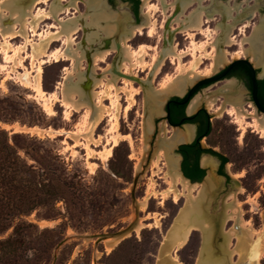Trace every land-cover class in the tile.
Masks as SVG:
<instances>
[{
	"label": "rangeland",
	"instance_id": "374dc122",
	"mask_svg": "<svg viewBox=\"0 0 264 264\" xmlns=\"http://www.w3.org/2000/svg\"><path fill=\"white\" fill-rule=\"evenodd\" d=\"M36 1L33 4V14H36V11L38 12L39 6H41L42 11H49L50 5L46 3L36 5ZM27 8H25L26 11L28 10ZM3 9L5 12L7 11V15L10 14L12 16L14 14L12 17L20 14V11L16 9L12 10L9 7H3ZM9 10H12V12ZM20 16L24 17L21 14ZM74 16L78 15L68 13L61 14L57 18L42 17L43 19L39 20L37 33L46 34L50 30L53 32L57 31L51 25H59V20H66ZM86 17V22L90 23L92 17L89 15ZM79 23L81 28L73 35V47L76 49V46L85 37L83 26L81 22ZM1 28L2 26L0 25L1 41L6 42L8 38H3L4 35L1 32ZM31 34L30 39L32 40L22 53L24 56L23 65H17L15 70H13V61H7L6 54L0 47V132L4 130L8 132L10 137L14 133H18L16 141L24 148L20 150V153L27 159L28 163L38 166L39 169L52 167L56 174L63 175L70 182L71 186L74 187V192L70 195V199H58L55 206L42 205L30 214L17 218L15 223L19 220H27L39 227V230L31 227L25 231L27 232L24 237L26 240L25 252L33 255V257H31L29 262H25L22 257L21 259H16L13 255L3 253L2 249H0V264H18L16 260H21V264H158L162 242L168 230L175 222V218L180 213L181 208L185 206L187 197L184 195L178 202H175L173 197L162 200L161 191L167 189L169 186L164 174L168 170V161L165 160L166 155H164L163 159H161L160 166L162 170L160 171L158 166L153 163V160L160 149L166 152L164 147H161L162 144L160 142L162 143L166 138H172L176 129L182 128V130H186L189 127L194 128L195 126V123L192 121L187 122L192 125L187 124L181 127L167 126L165 119L162 117L163 115L149 105L147 91L143 82L149 81L148 78L155 65L154 58L155 56H160V52L164 46V33L154 31L153 36H149V33L143 31V34L139 33L130 36L131 38H129L128 43L133 49L138 50L141 45H146L144 54L145 68L140 64V66L131 67L132 74H136L137 77L144 79V81L139 83L133 80V87L124 83L122 76L108 70L111 69L117 57L116 51L105 58L104 61L98 59L93 64L94 73L102 74L104 81L116 77V85L120 87L118 92L120 95L119 101L121 102L119 132L129 136L123 137L119 144L112 148V151L108 150L110 146L107 142L109 139L112 140L113 136L118 134V132H115L112 128L113 124L110 114L106 115L94 129V135L97 138H101L99 144H89L88 147L85 135L89 132L92 125L89 126L85 117V107L87 104L79 111H74L68 116V107L62 101L63 87L61 83L64 82L68 71L74 74L73 77L68 79V84H74L81 89L80 93L76 94L77 99L80 98L81 94V97H84L85 101L88 100L86 94L87 96L89 95V81L82 82L89 71L86 57L82 58V63L79 66H76L74 62L75 58L63 57L56 60L53 56L45 57V63L42 64L41 72L42 88L46 92L44 97L38 95L32 86L27 85L20 78L19 73L25 74L26 71H31L34 77L36 75L38 62L32 63L30 54L32 53L31 43L38 41L39 35ZM101 34L102 36L106 35L103 32ZM211 36V34H208L201 38V45L204 48L197 50V59L193 54H188L181 58L182 64L185 67L190 66V70L187 68L189 73L188 70L184 72L187 74V77L193 78L197 73L198 77L193 82L187 84L183 93H171V96L175 94L183 95L198 80L218 74L227 66L228 57L231 56H228V53H226L228 51L224 48L226 61L214 69L215 59H213V56L216 49L208 48L207 46V41L211 39ZM66 38V33H62L59 39H54L48 48L49 53L57 49H64ZM10 41L17 47L23 45L26 40L23 36L19 35ZM100 41L101 38L94 41L93 46L98 47ZM192 42L187 44V47L180 45V50L191 49L194 44ZM88 47L91 48V44ZM77 50L80 56L82 49L78 48ZM243 52L244 49L240 46L233 55L239 56ZM9 54H12V51ZM193 58L200 63L198 62L196 65L192 64L195 62ZM178 60V58L173 59L168 57L164 64L161 65L160 70L155 75H152L151 82L154 91L162 89L161 87H164L169 77H176L180 73ZM255 66L260 67L261 65ZM75 67L77 68L75 69ZM128 67H119V70L125 72ZM74 70L76 71L74 72ZM261 72L262 69L260 68L259 73ZM233 80L235 79L223 78L219 81L202 84V86L197 88L187 104V109H190L199 100L196 103L197 107H195L197 109H193L194 112L202 106L206 107L212 116V128L210 133L202 139V145L205 148H213L225 154L228 158L225 168L226 172L230 175L226 180L228 182L226 185L228 194H220L216 202L214 204L211 203L216 198V194L213 191L217 187V182L214 187L208 185V177L210 175L217 176V163L205 166L204 179L199 183L204 188L202 197L199 195L200 185L193 190V193L200 198L201 214H204V207H207L209 213H211L210 217L205 216L204 220H210L215 225L218 222V217L214 220L212 216L219 215L220 217L221 215L222 217V220H220V226L222 225L220 233L219 235L215 234L214 240H216L217 236L221 238L218 239L217 246L214 243L212 244V249L214 250L213 257L217 259L227 258V264H232L230 258L233 263L234 261L238 262L239 255L235 252L233 254L228 253L232 249L233 244L237 242L236 238H231L230 242L227 241L225 243L229 230L236 226V220H227L225 212L239 206L241 216L246 221L252 222L257 230L264 231V139H261L256 133L244 131L238 121V123H233L231 121L232 116L227 114V108L230 110L234 107L229 105L231 102H228L225 94L216 93L219 89H228V84ZM103 88V85H101L98 89L101 90ZM124 88L131 90L132 97L134 98V104L128 111H125L129 100L128 95L124 92L125 90H122ZM238 91L240 92V90ZM54 93L55 95H53ZM114 93L115 90L112 89L111 94L113 95ZM161 98L165 102L168 99L167 96ZM104 102L112 107V111L116 112V107L111 104L112 102L109 97ZM146 110L148 111L147 114ZM156 117L159 118L157 127H155V122L153 123ZM149 120L153 124L152 132L145 130V121L148 128ZM244 125L247 126V124ZM239 126L241 128L238 130ZM33 128L49 129L52 131L56 129L68 132L67 135H57L54 132L52 135H49L45 132L43 136L38 132H33ZM239 135L240 138L238 139L237 136ZM75 136H78V141ZM0 137L3 136L0 135ZM11 142H13L12 139ZM176 144H179V142H176ZM146 147L148 148L146 149ZM175 148L177 147H172L169 157L179 158V156H176L178 154L173 151ZM25 149L27 150L26 152ZM211 154L215 155L210 151H205L201 157V162L204 163V158H207V156L209 158ZM204 155L206 157H203ZM36 159L40 160L44 165L41 166ZM214 162L212 161V163ZM62 166L65 167V172H61ZM214 179L217 181L216 178ZM233 180H236L237 184ZM241 187L244 190H240ZM224 188L223 186L221 189ZM154 190L158 191L157 195L152 193ZM232 192L233 195L230 194ZM149 193L147 208L142 210L140 202ZM234 195L236 198H234ZM253 200H256V206L252 203ZM230 204H233V206H230ZM148 214V218L142 220L145 225L139 233L131 231L129 235L127 234V238L134 245L131 256L120 252L118 258H116L117 260L108 259L109 254L127 238L109 251L106 249L104 241L87 240L81 236L124 229L135 219L138 218L140 221L141 218L146 217ZM157 217L160 218L159 226L157 225ZM12 231L13 227L4 233H0V239L9 236ZM261 240L262 237L255 236V243L257 245L260 244ZM202 244V231L200 228L195 229L191 233L187 244L179 250H172V253L178 254L182 264H197L203 248ZM48 260L50 262H47ZM240 264H246V262H241ZM259 264H264V255L260 259Z\"/></svg>",
	"mask_w": 264,
	"mask_h": 264
},
{
	"label": "bare ground",
	"instance_id": "6f19581e",
	"mask_svg": "<svg viewBox=\"0 0 264 264\" xmlns=\"http://www.w3.org/2000/svg\"><path fill=\"white\" fill-rule=\"evenodd\" d=\"M35 1L34 0H0V25L2 26L1 32L4 35L3 38H8L7 41L5 40L6 42H2L1 38H0V47L2 48V50H4V52L6 54L7 61H9V62L13 61V63H14L13 64V70H15V67H17V65H19V64L23 65L22 62L24 60V56L22 55V53L26 50L27 45L32 40V39H30V36L32 35L31 33H33V35L38 34L37 28H38L39 20L42 17L43 18L44 17H46V18H50V17L57 18L61 15L62 7L60 5V0H52L53 2L52 3L50 2L51 5H50L49 11H46V10L42 11V9L40 8L41 6H39L40 9H38V12L36 11V14H33V12H32L33 7H34L33 4ZM44 1H48V0H44ZM75 3H76V1H75ZM146 3H148V2H146ZM146 3H144V4H146ZM93 5H96V4H93ZM171 5H174V4H171ZM187 5H189V4H187ZM187 5L185 4V6H187ZM151 6H152V4H151ZM3 7H9L12 10L16 9L17 11L19 10L20 14L24 15V17H21L20 14L14 16V17H12L14 14L11 16L8 13L9 15H7L6 14L7 11L5 12ZM94 7L95 6H93V8ZM103 7H104V5H103ZM224 7H225L224 9L226 10V6H224ZM25 8H27L28 10L26 11ZM12 10L11 11L9 10V11L12 12ZM106 10H108V8ZM239 11H241V10H239ZM101 12H104V11H101ZM146 13H147V11H146ZM146 13H144V14H146ZM197 13H195V14H197ZM203 13H205V12H203ZM117 14H118L117 16L119 17V13H117ZM195 14H193V15L195 16ZM147 16H146V18H147ZM194 16L192 17V19L196 18ZM115 18L116 17H114V19ZM114 19H112V20H114ZM91 20L92 21L90 23L89 22L87 23L86 20L83 19V17L74 16V17L68 18L66 20H59V25H55V24L51 25V27L56 28L57 31L53 32L52 30H50L46 34H38L39 35L38 41L31 43L32 53L30 54V56L32 57V63H35V61L38 62L37 69H36V75L34 77L32 75L31 71H26L25 74L19 73V76L24 81V83L32 86V88L37 92L38 95L43 96V97L45 96L46 92L42 88V83H41V72H42V64L45 63V57H48V56H53L54 58H56V60L62 59L63 57L75 58L74 62L76 64V66H79V65H81V63H82L81 60L84 57H86L87 59L90 57L93 64H94V62H97L98 59H101L104 61L105 58H107L114 51H116L117 57L115 58V61L113 62L111 69H108V70L115 72L116 68L117 69H119V67H122V68L125 67L126 68L127 66H129L128 69L124 73L132 74V71H131L132 68L131 67H134L136 65H138V66L143 65L144 66V54H145L146 45L143 44L140 46V48L138 50H136V49H133V47H131V45L128 43L129 38H131L130 36L135 35V34H139V33L143 34L142 26H139L137 29H133L131 31V34H130L129 31L131 29L130 28L128 29L125 26L123 20H121L120 22L118 21L116 23L117 25H112L108 22V20H109L108 17H106L104 15H100V14L93 16ZM148 20H150V19H148ZM186 20H187V18H186ZM195 20L196 19H194V21ZM109 21H111V19ZM178 21H180V20L178 19ZM79 22H81V24L83 26L82 28H84V31H85L84 42H81L79 44L77 43L78 45L76 46L77 49L78 48L82 49V52H80L81 53L80 56L77 53L78 50L73 47V42H74L73 41V35L75 33H77L79 31V29L81 28ZM149 23H150V21L148 22V24ZM168 23H170V22H168ZM181 23L183 24V21ZM148 24H146V25H148ZM186 24H184V25H186ZM194 24H196V22H194ZM226 25H227V23H226ZM132 26H134V25H132ZM152 26H154V25H152ZM171 26H172V24H171ZM194 26L195 25H193V27ZM166 27H167V25H166ZM198 28H200V25ZM219 29H220V27H219ZM256 29L257 28H255V30ZM102 32L105 33L106 35L102 36V34H101ZM153 32H154V27H152L150 29L149 36H153ZM214 32H217V31H215V29H214ZM62 33H66V37H67L64 41V44L66 45L65 48L64 49H57L56 51L49 53L48 48L50 46V43L54 39H59L60 35ZM254 34H255V32H254ZM19 35L23 36L26 41L23 45L15 47L11 43L10 40L12 38L19 36ZM191 35L194 36V34H191ZM254 36H256V35H254ZM100 38H101V41L99 43L100 45L98 47H94L93 42L96 40H99ZM107 38L109 39L110 44L108 46L104 47V44H105L104 40ZM257 38H258L257 41L264 42V30H262L260 32V34H259V36H257ZM163 39H164V37H163ZM250 39L251 38H249V40ZM221 40H222V35L219 34L216 38V43L215 44L212 43L213 47L211 46L212 49H216L215 54L213 53L214 56L210 55V56L214 57L213 59H215L214 60V65H215L214 69L218 68V65L224 64L223 60L226 58V55L224 52V46L222 44H220ZM117 41L121 43L119 48L116 47ZM254 41H256V40H254ZM243 42L244 41H242L241 44ZM192 43H194V42H192ZM89 44H91V48L88 47ZM210 44H211V42H210ZM253 44H254V46H253ZM253 44L251 46H253L254 48L256 47L255 49L257 51H259L256 54L257 58L255 57L257 64L259 63V65H262V64L264 65V48H263V50L261 48L259 49L256 46L257 44H255V43H253ZM261 45H262V43H261ZM261 45H260V47H261ZM202 48H204V46L197 45L196 43H194L193 47L191 49L189 48L188 50H185V49L180 50V48H178L177 45H173V40H172V42H169V43L166 40L165 45L163 46L162 51L160 52V56L158 55V57L155 56V58H154L155 59L154 60L155 65L152 69V70H154L153 75H155V73H157L160 70L161 65L164 64L165 60L168 57H171L173 59L174 58L179 59L178 60L179 61L178 62L179 67L178 68H180V73H178V75L176 77L175 76L169 77L167 82L165 83L164 87H161L162 89H160V90H155V91L153 90L151 79H150V81L143 82V85L147 91L149 105L154 107V109L157 112L163 114L162 108H163L165 101L162 100V98L160 99V97H164V96L166 97L167 95H169L171 93H183L186 89L187 84L190 82H193L198 77L197 72H196L197 73L196 76H194L193 78L187 77V74L184 72H187V70L189 69L190 66L185 67V65L182 64L181 58L183 56L188 55V54H193V56L196 58L197 50L198 49L201 50ZM254 48L252 49V47H251L252 50H254ZM10 51H12V54H9ZM247 52H249V51L247 50ZM226 53H228V52H226ZM195 58H193V59H195ZM196 59H195V62H193L192 64L196 65L199 62V61L197 62ZM224 61H226V60H224ZM75 64H74V66H75ZM255 64H256V62H255ZM152 65H153V62H152ZM145 66H144V68H145ZM76 68L77 67H75V69ZM192 68H193V66H192ZM189 70H188V73H189ZM75 71L76 70H74V72ZM192 71H194V70H192ZM192 71H191V73H192ZM103 72H105V71H103ZM67 74L68 75L65 77V80H64V82L61 83V85L63 87L62 101H63V104H65L68 107V116H70L74 111H79L83 106H86L85 104H87V106L85 107V110H86V116L85 117L87 119V122L89 123V126L92 125L89 132L85 135L86 140H87V146L89 147V144H93V143L99 144V141L101 138L100 137L97 138L94 135V129L99 123H101V121L105 118L106 115L110 114L111 119H112V124H113L112 128L114 129L115 132H118V134L113 136L112 140L109 139L107 142V144H109V146H110L108 148V150L112 151V148L117 146L119 144V142L123 139V137L129 136V135H123L119 132V128H120L119 110L121 109L120 108L121 102L119 101L120 95L118 93L120 90L119 89L120 87H118L116 85V77L111 76L112 78L108 79V81H104V78H103L104 76L102 77V74L94 73L93 68L89 69V71L86 74V78L82 82L89 81L88 85L90 87H88V88H90V90H89V95L87 96V94H86V97L88 99H90V101H92V103H91L88 100L85 101L83 99L84 97L83 98L81 97L82 96L81 94H80V98L77 99L76 94L80 93L81 89H79L74 84H68V79L70 77H73L74 74L71 71H68ZM83 75H85V74H83ZM132 75L136 76V74H132ZM188 75H190V74H188ZM190 76H192V75H190ZM153 80H154V78H153ZM123 82L130 85L131 87H133V79H131V78L123 77ZM101 85H103L104 88L100 90L98 88ZM230 85L233 86V84H230ZM112 89L115 90V93L113 95L111 94ZM122 90H125L124 92H126V94L128 95L129 104L126 106V109H125V111H128L129 109H131V106L134 104V98L132 97L131 90H129L127 88H124ZM53 95H55V93ZM239 96H241V95H239ZM108 97L111 99V102H112L111 104H113L114 107H116V112L112 111L111 106L105 104L104 100ZM96 99H98V100L96 101ZM209 100H213V99H209ZM236 100H237V98H236ZM197 101H199V100H197ZM197 101L193 104L192 107H190V110L197 109V108H195V107H197L196 106ZM240 101H242L241 98H240ZM192 102H193V100H192ZM215 102H213V103H215ZM239 104H241V103H239ZM233 106H235V105H233ZM221 108H222V106H221ZM223 108H225V107H223ZM219 110H220V108H219ZM242 110H243V108H242ZM192 112H194V110ZM230 112L236 114L237 121L240 123V125L242 126L244 131H246L247 126H245V125L243 126V124H245V115H247V114L244 115V113H243V112H245V110L242 112L240 109H236L234 107V108L230 109ZM253 115H254V113H253ZM254 117H256V116H254ZM262 118H264V116H262ZM148 119L151 120V118H149V117H148ZM150 120L148 122V130L149 131H147V132L153 131V124H152V122H150ZM259 121L255 120V126L257 128H261V130H263V133H264V124L260 125ZM192 128L189 127L186 130H182V128L181 129L179 128L180 130L176 129L175 134H173L172 138L169 137V138H166L165 141H163L162 143L160 142V144H162L161 147L162 148L164 147L166 152L160 149V151L156 155L155 159L154 160L152 159L153 163L158 166V169L160 171L162 170L160 163H161V159H163L164 155H166V159L165 158L164 159L168 161V170H166V172L164 174H165V178L167 179L169 186L167 189L161 191L162 200L173 197L175 202H178L184 195L187 197L185 206L181 208L180 213L175 218V222L172 224V226L168 230V232H167V234H166V236L162 242L161 251L159 249L160 254L158 257V264H182V261L179 259L178 254L172 253V250H179L180 248L184 247L187 244V242L189 241L190 235L193 232V230L199 229V228L203 234L202 251L204 252V258L200 264H225V263L227 264V261H226L227 258L217 259V258L213 257V255H214L213 251L214 250L212 249V244L214 243V236L216 234L215 225L212 224L213 222H210V220H207V219L204 220L203 215L201 214L200 198L198 197V195H195L193 193V190L200 184L197 182L191 183L187 178H185L181 174V172L178 170L179 159L177 157L176 158L169 157L171 149L176 144V142L188 141L192 138V135H193ZM32 131L38 132L40 135H43V136L46 132L45 129H40V128H33ZM52 134H53V132H52V130H50L49 135H52ZM75 138L78 141V136H75ZM147 148L148 147H146V149ZM176 156H178V155H176ZM203 157H206V156L204 155ZM210 158L211 157L208 158V156H207V158H204V160H203L204 164L212 165L213 164L212 159H210ZM166 166H167V164H166ZM214 178H215V176H213V175H210L208 177V185H211L213 187L216 185V181ZM203 189H204L203 185H200L199 195L201 197L204 194ZM240 190H244V189L241 187ZM150 193L146 197H144L140 202L142 210H145L147 208L148 198L150 196ZM152 193L154 195H157L158 191L154 190ZM230 194L233 195V192ZM232 195H229V196H232ZM234 198H236L235 195H234ZM238 202H240V201H238ZM252 203L254 204V206L257 205L256 200H253ZM230 206H233V204H230ZM225 208H227V207H225ZM225 215L227 216V217L226 216L225 217L228 218L227 220H232V219L236 220V226L232 227L229 230V232L227 234V240L225 241V243L227 241L230 242L231 238L237 239L236 244H233L232 249L228 253L229 254L230 253L233 254L234 252L237 253L239 255V261L238 262L234 261V263H233L231 261L232 259L230 258V262L232 264H240L241 262H246V264H259L260 259L264 255V239H263L264 231L257 230L254 227V225L252 224V222L246 221L241 216L242 214L240 212L239 206L237 208L235 207L234 209H232V210L230 209L229 211L225 212ZM148 216H149V214L146 215V217L140 219L139 224L137 225V227L135 229L136 233H139L141 228H143L145 223L142 220H145L146 218H148ZM156 220H157V225L159 226L160 225V222H159L160 218L157 217ZM223 228H224V226H223ZM256 235L262 237V240H261V242L259 241L260 244H258V245L255 243V236ZM120 240H121V238L116 237V236H111V237L106 238L104 240V244H105L106 249L111 251L113 248H115L118 245ZM227 251H229V250H227ZM222 255H223V253H222Z\"/></svg>",
	"mask_w": 264,
	"mask_h": 264
},
{
	"label": "flooded vegetation",
	"instance_id": "af4514ba",
	"mask_svg": "<svg viewBox=\"0 0 264 264\" xmlns=\"http://www.w3.org/2000/svg\"><path fill=\"white\" fill-rule=\"evenodd\" d=\"M247 1L246 0H165V1L164 0H161V1L160 0H84V1L83 0H60V5L62 7L61 14L69 13L72 15H78V16L83 17V19H85V17L88 14L89 16L91 15V17L97 14H100V15H104L108 17L109 20L111 19V21L108 20V22L112 25H117L116 23L118 21L120 22L121 20H123L125 26L128 29L129 28L131 29L129 31L130 34L133 29H137L139 26H142L143 31L147 33H149L152 27H154L155 32L161 31L164 33V39H163L164 44L163 45H165L166 40L168 43L172 42L173 40V45H177L178 48L180 45L187 47V44H190L192 41L196 43L197 45H201V42H202L201 38L207 36L208 34H211L212 36L210 37L211 39L207 41V46L208 48H212L213 44L216 43L217 36L221 34L222 40L220 41V44H222L224 48L227 49L228 56H231V57H228V60L226 62L227 65L233 64L236 61L241 60V59L247 60L252 65H259V63L257 64V61L255 59V57L257 58L256 54L259 51L255 49L256 47L255 48L253 47L254 46L253 43L257 44L256 46L259 49L261 48L263 50L264 42L257 41L258 39L257 36H259L262 30H264V0H247ZM44 2L47 5H51L53 1L52 0H48V1L37 0L36 5L42 4ZM122 2H124V4H122ZM93 4H96V5H93ZM171 4H174V5H171ZM185 4L186 5L189 4V5L185 6ZM93 6L95 7L93 8ZM224 6H226V10L224 9L225 8ZM107 8L108 10H106ZM101 11H104V12H101ZM146 11L147 13L148 12L149 13L147 14ZM117 13H119V17L117 16L118 15ZM144 13H146L148 16ZM193 14H195V16ZM193 16L196 17L194 19H196L197 21L196 20L194 21V19H192ZM114 17L116 18L114 19ZM112 19H114L115 21ZM178 19L180 21H178ZM149 21L150 23L148 24ZM182 21H183V24L181 23ZM194 22H196V24H194ZM198 24L200 25V28H198L199 27ZM193 25L195 26L193 27ZM255 28L257 29L255 30ZM214 29L217 32H214ZM191 34H194V36ZM249 38L251 39L249 40ZM254 40H256L257 42ZM104 41H105L104 47L110 44L108 38L105 39ZM242 41H244L242 43L243 45L241 44ZM82 42H84V39ZM210 42L211 44L212 43L213 44L211 45ZM120 44L121 43L117 41L116 47H118V45ZM252 44L253 46H251ZM240 46H242L244 49L243 54L239 56H234L233 53H236L237 49ZM251 47L252 49L254 48V50H252ZM247 50L249 52H247ZM224 60H223V63H225ZM260 68L262 69L261 73H259ZM255 69H256V78H257V84H258L256 96H255L252 71L250 67L246 63H243V62L236 63L229 70L225 78L235 79V80H233L232 82L228 84L230 88L223 90V91H225L226 93L225 95L227 96L228 102H231L229 103V105L231 104L230 106L235 105L233 107H235L236 109H240L242 112L245 110V112L243 113L244 115L247 114L245 115V124H247V128H248L246 129V131L256 133L261 139H264L263 130L255 126V120H258V121L260 120L259 121L260 125L264 124V121H263L264 118H262V116H264V65L262 64L260 67L255 66ZM230 84H233V86H231ZM238 90H240V92ZM195 91L191 94L188 100H187V96H188L189 89L183 95L175 94L171 96L168 99L169 107L166 105V102H165V111L169 109L170 113L169 115L165 114L162 117L165 119L166 125L171 126V127H174L172 124H182V123H187L191 121L195 123L194 124L195 126L193 128V135H192V138L188 140L189 142L185 141V143L180 144L176 148L177 151L173 150L174 152H176V154H178V156H180L178 158L179 159L178 170L182 173L184 177L189 178L191 181H202L204 179L205 174L201 179H192L189 176H187L186 169H192L195 166H198L199 168L203 169L206 172L205 166L207 164H204L201 162V157L205 153V151H210L213 154H215V155H212V154L210 155L211 157L210 159H214L212 160L213 162L215 161L213 164L217 163V166H218L216 170V175L218 176V178L217 176L214 175L217 180L216 181L217 187L213 191V193L216 194L215 195L216 198L211 202L212 204H214L220 194L222 193H224L225 195L228 194L227 188H226V185L228 182L226 180L228 179V177H230V175L226 172V169H225L228 163V158L225 154L218 152L214 150L213 148H205L202 145V139L206 137L211 131L212 116L207 111L206 107L204 106H202L196 112H193V113H192L193 110L187 109V104L190 101L193 94L195 93ZM235 97L237 98V100ZM240 98L242 99V101H240ZM227 114L232 116L231 121L233 123H238L236 120V114L231 113L228 108H227ZM158 119L159 118L156 117L155 120H153V123L155 122V127H157ZM240 128L241 126H239L238 130ZM240 135L237 136L238 139L240 138ZM225 158L227 159L225 160ZM223 186L225 188L221 189ZM232 188H236V187H232ZM204 210L205 211L203 214L204 216L203 218H205V216L210 217L211 213H209L208 208L204 207ZM216 217H218V221L222 220L221 215L220 217L219 215L214 216V217L212 216V219L214 218V220H216Z\"/></svg>",
	"mask_w": 264,
	"mask_h": 264
},
{
	"label": "trees",
	"instance_id": "16d2710c",
	"mask_svg": "<svg viewBox=\"0 0 264 264\" xmlns=\"http://www.w3.org/2000/svg\"><path fill=\"white\" fill-rule=\"evenodd\" d=\"M0 135L3 136L0 137V233L13 227L9 236L0 239V249L16 259L22 257L25 262H29L33 255L25 252V231L31 227L39 230V227L27 220H19L17 223L15 220L42 205L55 206L60 198L70 199L74 187L63 175L56 174L52 167L39 169L38 166L29 164L20 153L24 148L16 141L18 133L10 137L8 132L2 130ZM36 160L41 166L44 165L40 160ZM61 172H65V167H61ZM186 174L192 179H201L205 171L195 166L186 169ZM133 246L130 239H125L109 254L108 259L117 260L120 252L131 256ZM16 262L22 263L21 260Z\"/></svg>",
	"mask_w": 264,
	"mask_h": 264
},
{
	"label": "water",
	"instance_id": "95a60500",
	"mask_svg": "<svg viewBox=\"0 0 264 264\" xmlns=\"http://www.w3.org/2000/svg\"><path fill=\"white\" fill-rule=\"evenodd\" d=\"M119 47H120V45H118L117 48H119ZM87 60H88V69L93 68V62H92L91 58L89 57ZM238 62L246 63V64L250 67V69H251V71H252V74H253L254 89H255V96H256V92H257V86H258V84H257V78H256V69H255V65H252V64H251L250 62H248L247 60L241 59V60L236 61V62L233 63V64L227 65V66L225 67V69H223V70H222L221 72H219L218 74H215V75H213V76H208V77L202 78V79L198 80L197 82H195L194 84H192V85L188 88V89H189V92H188L187 100L190 98L191 94H192V93H193V92H194V91H195L200 85H202V84H204V83L211 82V81H219V80L225 78L226 75H227V73L229 72V70H230V69H231L236 63H238ZM153 71H154V70H152L151 73H150V76H149V78H148L149 81H150V79H151V77H152V75H153ZM115 73H117V74L120 75V76L127 77V78H131V79H133V80H136V81H138L139 83L144 81V79H141V78H139V77H137V76H134V75H132V74H126V73L122 72L121 70H119V69H117V68L115 69ZM216 93H223V94H226L225 91H223V90H221V89L217 90ZM167 97H168V99H169V98L171 97V95L169 94V95H167ZM168 99H167V101H166V105L169 107ZM88 101L92 103V101H90V99H88ZM147 108H148V107H147ZM162 109H163V114H161V115H165V114L169 115L170 110L168 109L167 111H165V104L163 105V108H162ZM147 112H148V111L146 110V114H147ZM189 118H190V117H189ZM171 124H172V123H171ZM187 124H188V125H192V124H190V123L172 124V125H173L174 127H181L182 125L185 126V125H187ZM193 126H194V125H193ZM145 130H146V131L148 130V128H147V124H146V121H145ZM49 131H50L49 129H46V133H47V134H49ZM52 132H54V133L57 134V135H67V132H68V131H59V130L54 129V131H52ZM182 143H185V141H180L179 144H175L174 147H178V146H179L180 144H182ZM174 150H176V148H175ZM185 178H186V177H185ZM187 179H188L191 183H195V182L200 183V182H201V181H191L189 178H187ZM233 181H234V183L237 184V181H236V180H233ZM138 224H139V219L137 218V219L134 220L131 224H129V226H127V227L124 228V229H120V230L113 231V232H102V233L94 234V235H91V234H85V235H81V236H82V238H85V239H87V240H89V239H95L97 242L104 241L106 238L111 237V236H116V237H120V238H121V240H120V242H121L122 240H124L125 238L128 237L127 234H129L131 231H135V229H136V227H137ZM220 229H221L220 221H218V222L215 224L216 235H219V233H220ZM220 238H221L220 236H219V237L217 236L216 240H214V244H215V246H217V241H218V239H220ZM63 242H64V241H63ZM120 242H119V243H120ZM119 243H118V244H119ZM203 258H204V252L201 251L200 258H199L197 264H200V263L202 262Z\"/></svg>",
	"mask_w": 264,
	"mask_h": 264
}]
</instances>
